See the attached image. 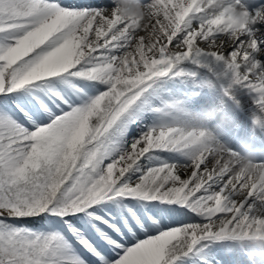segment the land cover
<instances>
[{
	"label": "snow or ice",
	"instance_id": "6c2138e0",
	"mask_svg": "<svg viewBox=\"0 0 264 264\" xmlns=\"http://www.w3.org/2000/svg\"><path fill=\"white\" fill-rule=\"evenodd\" d=\"M0 264H264V0H0Z\"/></svg>",
	"mask_w": 264,
	"mask_h": 264
}]
</instances>
